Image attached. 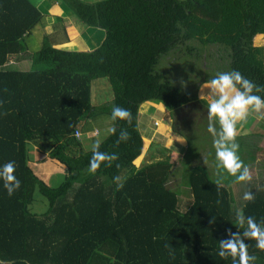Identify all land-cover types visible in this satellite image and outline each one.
<instances>
[{"label": "trees", "instance_id": "trees-1", "mask_svg": "<svg viewBox=\"0 0 264 264\" xmlns=\"http://www.w3.org/2000/svg\"><path fill=\"white\" fill-rule=\"evenodd\" d=\"M41 1L0 0V166L15 161L21 182L9 196L0 180V264H233L230 257L218 256L230 233L245 239L249 254L257 257L254 264H264V251L243 237L246 225L239 226L235 215L239 209L264 227L262 179L236 183L224 170L218 172L215 157L206 161L195 155L186 162L184 153L177 162L185 191L171 188L176 161L159 144L154 151L161 158L153 159V152L151 162L134 169L152 148L140 129L145 104L160 103L171 112L172 129L183 135L186 147L193 141L182 126L193 128L197 121H189L185 106L205 110L197 101L203 82L192 76L193 90L182 91L161 67L165 58H171L168 66L173 60L195 63L197 79L200 73L207 76L204 82L237 70L264 85L261 48L253 45V38L264 34V0H58L81 24L104 31L97 47L82 51L57 48L67 29H50ZM38 27L44 38L30 54L26 42ZM209 45L216 51L207 53ZM20 53H25L18 59L24 65H8V57ZM101 77L113 91L108 108L92 105L91 82ZM114 104L131 111L133 125L112 121L117 132L108 133L100 151L117 153L119 160L92 174V149L83 152L80 136L99 133L96 118L110 116ZM262 123L261 128L264 118ZM122 128L130 139L117 144ZM262 131H249L238 143L248 166L257 158ZM30 148L43 154L34 157L39 163L47 159L63 168L62 182L51 186L38 176L29 165ZM124 170L128 176L118 187L114 177ZM248 190L254 202L242 199ZM36 191L47 202L40 215L30 211Z\"/></svg>", "mask_w": 264, "mask_h": 264}, {"label": "rangeland", "instance_id": "rangeland-1", "mask_svg": "<svg viewBox=\"0 0 264 264\" xmlns=\"http://www.w3.org/2000/svg\"><path fill=\"white\" fill-rule=\"evenodd\" d=\"M86 2H95L98 0H85ZM59 5L58 2H56V0H42L41 2V10H43V12L46 14L47 17V22L48 25L50 27V29L54 30L57 27L63 26L66 24V20H64L62 17L60 16H65L66 19H69V21L73 22L74 29L72 31H70V34L68 36V41H66L65 44H67V47L65 44H63V46H58L57 48L60 49H65V50H78V51H82V47H81V42L77 41V37H81V40L83 42V44L86 45V47H89V49L91 48H95L99 45V43L102 41V37L104 36V31L102 29L99 28H95V27H86L83 24H81L75 17H72V15H67L64 8L65 6L62 4L60 6V10L61 13L57 14L54 10L55 6ZM63 11V12H62ZM50 12V13H49ZM56 15V16H51V15ZM66 14V15H65ZM71 27V26H70ZM76 28V29H75ZM46 30V28H45ZM66 30V29H65ZM78 30V32H77ZM47 31V30H46ZM44 38V33L42 32L41 27L35 28L33 31H31L30 33V37L27 39V41L29 42V44L26 42V48L28 49V52L34 53L40 46L42 43V40ZM75 42L77 44V47L72 46L70 49L68 48L70 46L71 43ZM62 44V43H60ZM253 45L260 47L261 48V54H260V59H262L264 61V34H262V37L260 39H258L257 37L253 38ZM202 47V46H201ZM205 46H203L204 48ZM216 46L214 45H209V47H207L205 49V51H207V53H209L210 51H216ZM23 55H25V53H20V54H15V55H10L8 58V65H10L11 67H22L24 65V62H18V59L21 58L23 59ZM171 58H165L162 61V66L163 68H165L164 71H168L167 75L169 76V78L173 81L171 82L173 85L179 87L182 91L186 92L184 89H190L193 90V86L192 83H194L193 81H189L190 77L193 76V78L195 79V81H198L200 79V82H203L201 85H203L207 78V76H205L204 73H200L199 78L197 79V75L195 74V67H193L195 65L192 64H186L183 65L181 64L178 60H173L172 64L168 66V64L170 63ZM195 62V61H194ZM18 63V65H17ZM191 65V67H190ZM160 69V67H159ZM192 71V72H191ZM197 73V72H196ZM213 75V73H210V77ZM206 77V78H205ZM178 83V84H177ZM199 83V82H198ZM210 90L209 89H204V94H207ZM200 89L197 92V97H198V103L201 105L205 106V109H207V105L206 103L200 99ZM91 98H92V105L95 107H105L108 108L109 104L111 103V100L113 98V91L112 88L110 86V83L108 81V79L106 77H101V78H97L95 80H93L91 82ZM195 104L191 103L189 105H186L185 108L188 109V114H185V116L189 117V121H197L195 125H193V128H188V125L184 124L182 127H185V132L186 134L189 133V135L192 136L191 141H193V143L191 142H187V147L184 146L182 147L180 150H178L177 148H175L174 145H172L170 143V141H163L162 140V135L159 134V131H161V129H159V125L161 123V125H167V122L169 121L168 118L169 115L166 114L167 110L162 104L158 103V104H154V103H149V104H145L142 109L141 112H143L141 114L140 117V129L142 131V133L144 134V136L146 137V143H147V147L150 146L149 144L151 143L152 148L148 147L146 148V150L144 151L143 155L136 160L135 162V170H137L138 168H141L142 166H145L147 163L151 162V157L150 155L153 154L154 152V157H152L153 159H159L161 158V154L158 153L159 151H154V144H159V146L165 147L167 149V152L165 154V156L169 157V159H171L172 161H176V166L177 169L175 170V173L172 175L168 186L171 188H182L185 191V188L182 186L181 184V173L180 172V162H177L179 160V158H181L184 154V160L187 162L189 161L191 158H193V156L198 155L201 157H205L206 161L208 160V158L210 157L211 160L212 158L215 157V149L213 147V140L217 137H213L211 133L208 132L207 127L209 124V119H208V111L204 110V109H198V106H194ZM191 110V113H190ZM105 113V112H102ZM256 116H259V114H256ZM261 116V115H260ZM109 115L103 114L101 116H98L95 120V125L97 127L100 128L99 133L98 131H91V132H86L80 136L81 140H82V145L84 146V148L82 149L83 152L92 149V146L94 144V142L99 139L101 142L106 138V136L108 135V131L107 129L112 127V121L109 119ZM264 118V116H263ZM182 119L183 118H179ZM179 121V120H178ZM177 121V122H178ZM181 124L183 123V121H180ZM211 123H213L214 126H216L217 128V134L219 133V127L216 121H212ZM260 124H263L262 121L260 123H258V127L261 131L264 130V125H262V128L260 126ZM243 130L238 133L237 135V143L240 142H244L243 141V135L246 134L247 131H249V128L246 127L245 124ZM110 126V127H109ZM172 127V126H171ZM260 131V132H261ZM254 132V131H251ZM264 134V131H262ZM93 133V134H92ZM154 134L157 137H154ZM250 134V132H249ZM247 134V135H249ZM183 136V135H182ZM242 136V137H241ZM247 137V136H245ZM245 140V139H244ZM174 141H178L176 138L174 139ZM187 141V139H186ZM190 143L192 144V146L190 145ZM247 143V142H246ZM190 148L187 150V148ZM259 152L257 154V158L255 159V161L253 163H251L249 165L250 169L253 170V173H251L252 175V184L253 182H255V184H258L261 182V179L263 180V185H264V136H262L261 140L259 141ZM246 149V148H245ZM176 150H178L180 153L183 151V154H180L179 152H176ZM29 156L31 155V157H33V160L30 161L29 165L30 167H33V169L35 170V172L38 174V176H40L42 179H44L49 185L51 186H57L60 182H62L63 180V176H64V170L63 168L56 164L55 162L51 161V160H47L45 159L43 161V163H39L38 161H36L35 158H42L43 154L37 152L34 149H29ZM242 154V153H241ZM243 155V154H242ZM35 157V158H34ZM210 166V167H209ZM209 167V171L211 176L214 175L215 170L213 168V166L211 164L208 165ZM219 167V166H217ZM218 172H223V168L219 167ZM225 171V170H224ZM125 170L122 172V174L120 175V182L123 181V179L126 178V176H128V173H125ZM217 178V177H216ZM235 187V186H234ZM234 195L236 197L237 200H240V194H238L236 191L234 192ZM185 197V195H184ZM183 197V199H184ZM186 199V197H185ZM47 207V202L44 199V197H42L37 191L35 192V197H34V203L31 204L30 206V211L40 215L41 213H43L46 210Z\"/></svg>", "mask_w": 264, "mask_h": 264}, {"label": "clouds", "instance_id": "clouds-1", "mask_svg": "<svg viewBox=\"0 0 264 264\" xmlns=\"http://www.w3.org/2000/svg\"><path fill=\"white\" fill-rule=\"evenodd\" d=\"M93 48L89 49L92 50ZM9 58V57H8ZM204 89H209L204 94ZM5 91H7L5 89ZM264 92V85H257L247 79L237 70L227 72H218L216 75L205 82L200 89V99L207 105L209 124L207 130L213 137V147L215 149V159L219 162L218 166L222 167L228 176L235 178L236 183L246 184L252 180L250 167L244 163L239 156V144L237 143L238 125L242 126L247 123L252 115L259 114L264 116V97L256 93ZM8 113L5 112L4 115ZM111 121H125L129 127L133 125V115L129 109L118 105L112 106ZM216 121L219 127L217 134L216 126L211 123ZM107 131L115 135L116 127H110ZM80 136V134H77ZM130 132L127 128L119 131L117 144L127 142L130 139ZM177 140L184 141L182 136H177ZM101 141L97 139L92 146V156L89 160L88 171L95 174L102 164L112 167L114 161L119 160L117 153H108L100 151ZM119 167V165H117ZM15 161H8L0 166V180L4 181V188L9 196L19 190L21 182L15 175ZM118 187L120 177H114ZM214 183L219 187L221 181ZM242 199L246 202H254L255 195L251 190L243 193ZM237 224L241 227L246 225L243 237L254 240L255 247L264 251V227H261L255 217L247 216L239 209L235 211ZM231 239L221 241L219 244L220 251L218 256L222 259H232L233 264H254L257 260L255 255L249 254V245L245 239L240 238L239 234L230 233Z\"/></svg>", "mask_w": 264, "mask_h": 264}, {"label": "crops", "instance_id": "crops-1", "mask_svg": "<svg viewBox=\"0 0 264 264\" xmlns=\"http://www.w3.org/2000/svg\"><path fill=\"white\" fill-rule=\"evenodd\" d=\"M56 2H58L59 5H56L55 8H54V10H55V12L57 14H60L61 13V10H60L61 4H60V2L58 0H56ZM66 14L67 15H69V14L72 15L70 12H66ZM51 16H56V15L54 14V15H51ZM60 17H62L64 20H66L65 28L67 29V35H66V38H65L64 42H61L62 44H59V46H63V44H65L66 41H68V36L70 34V31H72L74 29V27H72V26H74V24H73V22L69 21V19H66L65 16H60ZM77 32H78V30H77ZM77 41H80L81 42V45H83V47L81 46L82 47L81 48L82 50H89V47H86V45L82 43L81 37H77ZM65 45L67 47V44H65ZM72 46H76L77 47V44L75 42H73V43L70 44V46L68 48L70 49ZM205 110H207V109H205ZM166 114L169 115V117H170L171 112L170 111H167ZM251 117L252 116H250L249 119H248V121H247V123H245L246 127L249 128V131H261L256 126H258V123L262 121V119H263L262 116H260V115L259 116L253 115V117H255V119L249 125V122H250ZM168 120L169 121L167 122V125H161V123H160L159 129H161V131H159V134L162 135V140L163 141H167L168 142V141L171 140L170 143L172 142L171 144L174 145L175 148H177L178 150H180L182 147L186 146V142H185V140L183 142H181L180 140H178L176 142L174 141V139L177 136H182V135H180L179 133L175 132L172 129V127H171L172 126V119L171 118H168ZM237 127H238V133H240L243 130L244 125H242V126L238 125ZM249 131H247L246 133H248ZM157 136L154 134V137H157ZM178 150H176V152H179ZM180 154H183V151ZM203 159L206 160V158L204 156H203Z\"/></svg>", "mask_w": 264, "mask_h": 264}, {"label": "built area", "instance_id": "built-area-1", "mask_svg": "<svg viewBox=\"0 0 264 264\" xmlns=\"http://www.w3.org/2000/svg\"><path fill=\"white\" fill-rule=\"evenodd\" d=\"M77 134H80V133L77 131Z\"/></svg>", "mask_w": 264, "mask_h": 264}]
</instances>
